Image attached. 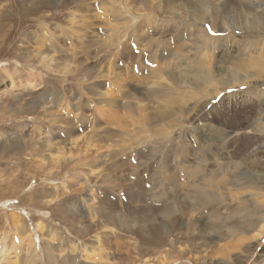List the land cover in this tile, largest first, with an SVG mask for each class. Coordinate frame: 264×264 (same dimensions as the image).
<instances>
[{
    "label": "rangeland",
    "instance_id": "374dc122",
    "mask_svg": "<svg viewBox=\"0 0 264 264\" xmlns=\"http://www.w3.org/2000/svg\"><path fill=\"white\" fill-rule=\"evenodd\" d=\"M137 1L0 0V15L16 18L0 53V61L12 63L0 64L1 263L49 264L48 257L54 264H264V233L255 238L264 227V79L217 94L216 87H192L196 76L186 73L178 75L185 88L156 89L151 75L185 67L183 58L177 62L181 53L189 65L214 60L223 68L227 49L243 56L247 33L236 26L229 45L195 51L194 0H173V7ZM200 1L214 7L220 0ZM32 3L35 14L16 17ZM126 8L134 15L132 34L122 30L127 26L114 29ZM204 27L213 35L210 24ZM257 48L264 55V40ZM44 55L53 56L49 68L40 63ZM77 56L83 67L72 60ZM19 73L43 85L12 88ZM44 106L51 115H43ZM157 108L171 116L150 123ZM205 193L214 197L198 198ZM18 214L24 216L16 226Z\"/></svg>",
    "mask_w": 264,
    "mask_h": 264
},
{
    "label": "bare ground",
    "instance_id": "6f19581e",
    "mask_svg": "<svg viewBox=\"0 0 264 264\" xmlns=\"http://www.w3.org/2000/svg\"><path fill=\"white\" fill-rule=\"evenodd\" d=\"M25 2H29L31 0H24ZM45 1V0H44ZM51 2V0H49ZM176 1V0H175ZM182 1V0H181ZM187 2V5L190 3V4H193L194 1L197 5L196 7L194 8L193 12H192V19H191V22L190 23H193V27L195 29V31L191 30V32H196L195 34L193 35H196L198 36L197 38H193L194 40H196L197 42V45L196 47L194 48L195 51H199V50H202L203 48H207L209 46H212L215 50L217 49V45L219 43H223L224 45L228 44L229 45V42H227L225 44V40L226 38H228L229 34L231 31H235L237 28L236 26H240L241 27V30L245 33H247V39H249L248 42L244 43L243 45V50L245 51V53L243 54L242 57H239V58H236V57H233L230 55V51L227 49L226 52H225V57L222 58L224 55L221 56V59L222 61L220 63L224 64L223 68H220V65L219 63H217V61H214L213 62H207V61H201V62H194L193 64L191 63L190 65H193V66H190L188 63L193 61L191 59H189L186 56H182L184 53H181V56L180 54L176 57L177 58V62H179L180 60L179 59H184V64L186 63V66L185 67H175L173 69L172 67V70L170 68L171 71L168 70V68L166 67L165 70H155L151 72V75L155 78V81H153V84H155L156 86V89L157 87H163V89H170L171 87L172 88H185L186 87V80L184 81L183 79V82L181 83V79L178 78V75L182 76L183 73H186V74H190L191 76H196V80H193L191 82H189L190 85L193 86H196V88H201V90H206L205 89V86H209V88L211 87H216L218 89V93L219 94L220 92V89H222L223 91L224 90H227V89H231V86L232 85H236V86H244V85H251V86H259V83H257V81H261L264 79V55L262 53V48H257L259 47V42H263L264 40V0H252L253 3H249V0H241L244 5H240L241 3H238V1L240 0H220L219 2L216 3V5L214 7H206L202 1L200 0H194L193 3H191L190 1L191 0H185ZM215 1V0H214ZM34 2V1H33ZM157 2V1H156ZM165 2L168 3V6H172L173 7V4H176L173 0H165ZM43 3V2H42ZM137 3L139 4H144L143 1H137ZM214 3V2H213ZM37 4V3H36ZM32 3L30 6L31 7H26L25 4L24 6L21 7L20 10V13L17 14V18H20V16H26L28 17L29 15H33L36 13V11L38 10V7L37 5ZM183 4V3H182ZM41 5V4H39ZM157 5V4H156ZM165 5V4H164ZM181 5V4H180ZM185 5V4H184ZM184 5L182 7H184ZM186 5V7H187ZM10 5H8L9 7ZM161 6L162 4L158 2V5L157 7V10H161ZM44 7V6H43ZM166 7V6H165ZM185 7V8H186ZM154 9V8H153ZM151 9V10H153ZM169 8H167V11H168ZM171 9V8H170ZM175 9V8H174ZM177 9V8H176ZM184 9V8H182ZM6 10V9H5ZM114 10V9H113ZM126 11L122 10V14L124 15L123 17H129L128 18H124V19H119V20H123V22H118L117 23V26H114V29H118L120 30V25L123 27V26H127V27H123L122 30L125 29V31H127V33L129 34H132L133 33V30L132 28H130V25L131 24V20L133 19L134 15L132 13L129 12V9L126 8L125 9ZM40 11V10H39ZM165 11V10H164ZM175 11V10H174ZM177 11V10H176ZM5 12V11H4ZM110 12H113L112 10H110ZM118 12V11H117ZM116 12V13H117ZM179 12V11H177ZM10 13V12H9ZM9 13L5 14V13H2L0 15V53L1 51L4 49L3 47L5 46V44L7 43V39L11 36V33H12V29H13V21L16 20L15 16L14 18L11 17V15H9ZM16 13V12H15ZM11 14V13H10ZM14 14V13H13ZM12 14V15H13ZM38 14V13H37ZM114 16H115V12H113ZM137 15L139 16H142V14H139L138 12H136ZM144 14V13H143ZM170 15L171 20H175L177 19V15H175L173 12H169L168 13ZM121 17V16H120ZM114 18V17H113ZM116 18V16H115ZM179 18V17H178ZM115 20V19H114ZM113 20V22H115ZM118 20V19H117ZM118 20V21H119ZM189 20V19H187ZM19 21V20H18ZM136 21L137 23H139V19L138 17L136 16ZM148 20H146V24ZM13 22V23H12ZM24 22V21H22ZM187 22V21H186ZM187 22V24H188ZM19 23V22H18ZM184 23V22H183ZM186 24V23H185ZM206 24H210L211 26V29L213 31V35H210V32L205 29V25ZM92 25V24H90ZM15 26V25H14ZM83 27H87V29L89 27H92V26H83ZM191 28V26H190ZM85 29V32L86 30ZM186 29V28H185ZM187 29H189L187 27ZM192 29V28H191ZM84 30V29H83ZM110 30V29H109ZM240 30V31H241ZM79 31V30H78ZM89 31V30H87ZM121 31V30H120ZM118 32V31H117ZM82 33V32H80ZM79 32H77V35L80 34ZM87 34V33H86ZM216 35V37H214ZM246 35V34H245ZM84 36V35H83ZM143 36V35H142ZM139 37H141V31L139 33ZM235 37V35L233 36ZM144 38V37H143ZM140 39V38H139ZM230 39V41H233L235 40L234 38H228ZM142 40V39H141ZM21 41V40H20ZM41 41V39H40ZM44 41V40H43ZM52 41V40H51ZM123 41V40H122ZM245 41V40H244ZM6 42V43H5ZM26 44L27 45H31V41H28V40H25ZM125 42V41H124ZM129 45V44H128ZM150 45V42H146V46L151 49L152 47L149 46ZM179 46L177 47V51L173 52L172 55H177L179 50H180V46L181 44H178ZM261 45V44H260ZM189 46V45H188ZM189 48V47H187ZM240 48V46H238V49ZM20 49L21 47L18 49L19 52H20ZM47 49V48H46ZM78 49V48H77ZM144 49V48H143ZM167 49H170V46L167 48ZM165 48V50H167ZM256 51H259L261 53V56L260 57H255V56H251L249 54L250 51L252 50H255ZM148 50V49H147ZM6 51V50H5ZM129 51H131L129 49ZM128 51V52H129ZM18 52V51H17ZM78 52V50H77ZM132 52V51H131ZM126 55V54H125ZM128 55H131V54H128ZM2 56V55H1ZM28 56V55H27ZM45 57L42 58V61H40L42 67H45V68H49L51 66V61L53 60V56L50 57L49 55H44ZM79 56V55H78ZM72 57V60H74L75 62H78L79 59H81V57ZM127 56V55H126ZM190 57V56H189ZM25 58L28 59V57L25 56ZM176 60V59H175ZM188 60H190L189 62H187ZM29 59L26 61L28 62ZM84 61V60H82ZM128 61V60H127ZM17 62V60L15 61ZM1 63H4V65L6 66H11L12 63L8 62L7 60L6 61H0V64ZM8 63V64H7ZM19 63V62H18ZM80 63V62H78ZM82 65V63H80ZM81 65H78V67H81ZM188 65L190 67H188ZM26 66V65H25ZM68 66V60L62 64V68L65 69L66 67ZM83 67V65H82ZM29 68V67H28ZM113 69H116L118 68V66L115 68L112 67ZM110 68V69H112ZM4 70L8 71V68H5L4 67ZM61 70V69H60ZM127 70H129L127 68ZM39 71V70H38ZM54 72L57 73L56 70H52ZM32 72V71H31ZM29 73V72H28ZM88 73H91V70ZM182 73V74H180ZM5 74V72H4ZM20 75L14 77V78H11V86L12 88L15 87V88H18V89H21V88H27L26 84L32 87H35V86H38L37 89L39 90L40 86L43 85V83H39L38 80H35V79H32V77L29 76L26 77V78H23L21 73H19ZM64 74V72L62 73ZM177 75V76H175ZM34 76V75H33ZM180 76V77H181ZM13 77V76H12ZM115 77L117 78L116 82H117V85L120 87L121 83L120 81L123 79H121L119 77V75H115ZM135 77V76H134ZM138 78V77H136ZM186 79V78H185ZM138 80V79H137ZM143 81L146 80V79H142ZM140 81V80H139ZM189 81V80H188ZM135 82V81H134ZM149 84V82H148ZM257 84V85H255ZM231 85V86H229ZM264 86L261 85L260 87ZM43 87V86H42ZM41 87V88H42ZM235 87V86H234ZM220 88V89H219ZM78 91H82L81 88L78 89ZM169 90H167L166 92H168ZM173 93V92H172ZM216 94V95H217ZM52 96V95H51ZM162 97V95H160ZM166 96H164L165 98ZM52 103L55 104L58 99H59V93L56 92V94H54L52 96ZM148 98V96L146 97ZM170 98V101H173L174 98H171V96H169ZM62 100V99H61ZM77 103L80 102L79 100L76 101ZM81 103V102H80ZM130 103V102H129ZM57 104V103H56ZM33 105V103H32ZM80 105V104H79ZM210 105V104H209ZM27 106V105H26ZM82 106V105H80ZM174 106H178V105H175ZM180 106V105H179ZM264 107V104L262 105ZM206 107V106H205ZM218 106H215L213 107V111L217 108ZM29 109H32V107L28 108L27 110ZM34 109V108H33ZM51 109V108H50ZM129 109L131 110H135L137 109L138 112H142V110H145L147 109V105H143V106H134L133 104H129ZM159 108H157L158 110ZM205 109V108H204ZM225 109V108H224ZM13 110V109H12ZM40 110V109H39ZM182 110H184L181 106H180V109L179 111L183 112ZM264 111V108L262 109ZM6 111H8V109H6ZM25 112L26 110H24V108L22 107H17V109L15 110V112ZM146 111V110H145ZM220 111V110H219ZM5 112V111H4ZM14 112V110H13ZM33 112V111H32ZM41 112L42 113H45L43 114L45 117L46 115H51L49 112H48V108L47 107H42L41 108ZM215 112V111H214ZM177 112L174 111L172 116H174ZM212 113V112H211ZM39 114V113H38ZM148 114V113H147ZM155 115H151L150 116V123H158L160 121H166L169 116H171L170 113L166 112L163 113L160 111H155L154 113ZM213 114V113H212ZM4 115V114H3ZM15 115V114H14ZM223 115V114H221ZM145 116V115H144ZM219 116V114H218ZM149 117V116H148ZM195 116L193 115L192 116V119L194 118ZM190 119V121L192 120ZM201 119H206V117H201ZM51 120V118H50ZM26 121V120H25ZM54 123L57 125L58 122L56 119L53 120ZM149 121V120H147ZM189 121V122H190ZM178 122H175L174 124H177ZM3 124V123H1ZM171 124V123H170ZM63 125V124H62ZM123 132V131H121ZM262 132L264 133V129L262 130ZM72 133V131H71ZM119 133V132H118ZM125 133V132H124ZM123 133V134H124ZM222 133V132H221ZM120 135H123L121 133H119ZM263 151H264V143L261 145ZM183 149V148H182ZM261 152V150H260ZM129 166H131L130 164H128ZM255 177V176H254ZM258 179V178H256ZM260 182L262 183V185H264V181H262L260 179ZM263 187V186H262ZM260 188V187H259ZM262 190V189H261ZM260 190V191H261ZM259 191V192H260ZM264 193V192H263ZM201 196L198 198L199 199H208V198H211V197H214V195H209L208 193H205V194H200ZM264 196V195H263ZM50 202V201H49ZM176 206V205H175ZM176 208V207H175ZM170 207L168 206L167 207V211L168 212L167 214L165 215H168L169 212L171 210H169ZM169 210V211H168ZM177 211V210H175ZM21 212V211H20ZM25 214V213H24ZM24 214H22L24 216ZM21 214L18 216L15 215L14 218H13V223L14 225L16 224V226L19 225V223L21 222V217H23ZM30 215L28 214L27 217H29ZM171 216H176L172 213ZM167 218H169L168 216H166ZM14 219H16L14 221ZM44 224L40 223L38 224L39 226V231H43V226ZM234 228V227H233ZM230 229V228H229ZM212 232L214 233H217V229L214 228L212 230ZM264 233V227H260V231L259 233L256 235L255 238L257 237H260L262 236V234ZM34 237H37L39 238V240H41V237H40V234H37L35 233V236ZM209 237V236H208ZM30 239V237H28ZM210 240V239H209ZM193 241V240H192ZM212 241V240H211ZM205 244V243H204ZM33 248H37V245L33 243V241L31 240V242L28 243V249H31V251L33 250ZM34 253L35 255H37L38 251L37 249L34 250ZM2 254V252H1ZM51 257H53L52 255H50ZM38 259L39 258V255H38ZM48 263L49 264H54L52 263V259L51 258H46ZM0 264H3L0 262ZM58 264H61L60 262Z\"/></svg>",
    "mask_w": 264,
    "mask_h": 264
}]
</instances>
